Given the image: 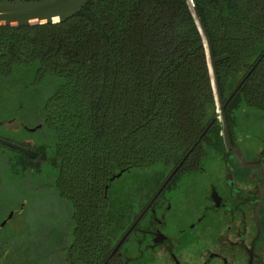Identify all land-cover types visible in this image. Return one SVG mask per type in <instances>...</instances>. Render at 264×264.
<instances>
[{"label":"trees","instance_id":"16d2710c","mask_svg":"<svg viewBox=\"0 0 264 264\" xmlns=\"http://www.w3.org/2000/svg\"><path fill=\"white\" fill-rule=\"evenodd\" d=\"M194 1L214 56H229L216 65L223 98L244 80L229 107L264 109V0ZM217 111L189 0H91L63 23L0 26V134L17 124L34 140L0 138L38 154L30 160L0 145V172L17 179L14 186L31 179L26 192L40 199L51 196L59 220L73 218L79 247L83 229L94 230V263L97 245L106 259L125 232L134 191L143 197L191 155ZM121 171L129 182L114 191L110 180Z\"/></svg>","mask_w":264,"mask_h":264},{"label":"flooded vegetation","instance_id":"af4514ba","mask_svg":"<svg viewBox=\"0 0 264 264\" xmlns=\"http://www.w3.org/2000/svg\"><path fill=\"white\" fill-rule=\"evenodd\" d=\"M229 103L225 114L232 148L226 147L217 113L218 137L203 140L212 125L195 151L173 164L153 189L143 197L134 191L123 235L143 216L106 259L98 244L96 263L89 260L92 228V233L83 229L79 247L73 218L59 220L56 204L44 203L52 209L39 211L38 193L0 186V264H264V109L246 108L240 115Z\"/></svg>","mask_w":264,"mask_h":264},{"label":"water","instance_id":"95a60500","mask_svg":"<svg viewBox=\"0 0 264 264\" xmlns=\"http://www.w3.org/2000/svg\"><path fill=\"white\" fill-rule=\"evenodd\" d=\"M91 0H36V1H26V0H1L0 1V26L7 27H34L45 24H57L63 23L66 20L73 17L75 14L80 12ZM191 9L194 13L195 19L198 23L200 32L205 41L207 56L211 69V78L214 86L216 104L218 107L217 113L220 116L223 125V139L228 149H231L230 143V135L229 129L225 114V108L227 104L233 99V97L237 94L240 89L243 81H241L237 87L233 90V92L229 95V97L224 100L222 96V92L220 89L217 67L216 65L219 62H222L229 58L227 54L215 57L213 54L212 43L208 32L203 24L202 18L196 6L194 0H189ZM216 119L212 120L206 129L201 134V138L208 132L210 127L213 125ZM41 126H37L35 128L28 129L30 133L36 132V130L40 129ZM0 145L14 149L22 154H24L30 160H37L38 154L37 152L22 147L13 142L7 141L5 139L0 138ZM177 168L173 170V172L168 176V178L164 181L162 186L156 192L153 200L157 198L160 192L164 189V187L168 184L171 178L176 173ZM124 171L119 172L117 175L112 177V181L118 179L122 176ZM152 200V202H153ZM151 202V203H152ZM150 203V204H151ZM144 212L140 215L138 220L143 216ZM135 222V224L138 222ZM135 224L122 236L120 241L115 247V250L122 245V243L126 240V238L131 233Z\"/></svg>","mask_w":264,"mask_h":264},{"label":"rangeland","instance_id":"374dc122","mask_svg":"<svg viewBox=\"0 0 264 264\" xmlns=\"http://www.w3.org/2000/svg\"><path fill=\"white\" fill-rule=\"evenodd\" d=\"M6 131L3 132V134H0L1 136H4L5 138H8L14 142H19L21 140L22 143H25L26 145H33V138L32 137H24V134L21 130L18 131V125L17 124H12V125H6L5 126ZM18 132V134H17ZM12 133H16V134H12ZM130 179V175H125L122 178L118 179L116 182L113 183L114 186V191H116L115 189H122L123 187L127 186V183L129 182ZM27 182L20 185L23 186L24 188L28 185H31V179L26 178ZM25 180V181H26ZM30 180V181H29ZM35 181L36 184H32L35 185V187H32L31 189H34L36 192L39 190L40 188V181L38 179V177H35ZM18 182L17 179H14V177H12L9 172H0V186L2 187H8V186H14L15 183ZM157 185V182L154 181L151 183V189H153L155 186ZM43 195V194H41ZM30 196H32V194H30ZM53 198L51 196L48 197H43V198H39V200L37 201V203H39L38 207L37 205L34 207H37L38 210H42V209H46V207H49L50 209H52V206H46L45 204H47L48 202H52ZM45 203V204H44ZM58 206V203H54ZM46 206V207H45ZM55 206V210H60L59 207ZM47 210V209H46ZM43 211V210H42ZM45 212V211H44Z\"/></svg>","mask_w":264,"mask_h":264}]
</instances>
